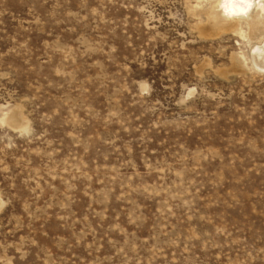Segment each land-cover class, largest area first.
Here are the masks:
<instances>
[{
    "label": "rangeland",
    "instance_id": "374dc122",
    "mask_svg": "<svg viewBox=\"0 0 264 264\" xmlns=\"http://www.w3.org/2000/svg\"><path fill=\"white\" fill-rule=\"evenodd\" d=\"M217 3L0 0V264H264V38Z\"/></svg>",
    "mask_w": 264,
    "mask_h": 264
},
{
    "label": "bare ground",
    "instance_id": "6f19581e",
    "mask_svg": "<svg viewBox=\"0 0 264 264\" xmlns=\"http://www.w3.org/2000/svg\"><path fill=\"white\" fill-rule=\"evenodd\" d=\"M215 21L217 24L235 27L240 19H244L253 28H258L260 37L264 38V0H236L235 3L228 4L226 0H218L215 5ZM212 18V17H211ZM213 19V18H212ZM213 19V20H214ZM260 45V44H259ZM258 48V47H257ZM263 49V48H262ZM256 51V50H255ZM254 54V53H253ZM254 60L264 66V49L255 52ZM18 117V116H17ZM11 117L8 123L11 126L19 125L18 118Z\"/></svg>",
    "mask_w": 264,
    "mask_h": 264
},
{
    "label": "snow or ice",
    "instance_id": "6c2138e0",
    "mask_svg": "<svg viewBox=\"0 0 264 264\" xmlns=\"http://www.w3.org/2000/svg\"><path fill=\"white\" fill-rule=\"evenodd\" d=\"M236 2V0H226V3H228V4H232V3H235ZM241 2H243V0H241Z\"/></svg>",
    "mask_w": 264,
    "mask_h": 264
}]
</instances>
